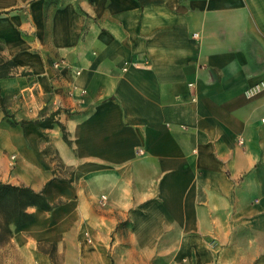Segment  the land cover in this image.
I'll use <instances>...</instances> for the list:
<instances>
[{
	"label": "crops",
	"instance_id": "crops-1",
	"mask_svg": "<svg viewBox=\"0 0 264 264\" xmlns=\"http://www.w3.org/2000/svg\"><path fill=\"white\" fill-rule=\"evenodd\" d=\"M0 52L19 264H264V0H0Z\"/></svg>",
	"mask_w": 264,
	"mask_h": 264
},
{
	"label": "trees",
	"instance_id": "trees-1",
	"mask_svg": "<svg viewBox=\"0 0 264 264\" xmlns=\"http://www.w3.org/2000/svg\"><path fill=\"white\" fill-rule=\"evenodd\" d=\"M16 70L15 64L8 59H4L0 52V77L9 76L11 72ZM0 108L3 109L8 121L11 124H18L13 115H11L4 106V99L0 95ZM64 138L68 141V136L64 132ZM15 197V204L20 209L18 212L23 219L15 222V226L26 224L34 219L33 213L28 211L29 208H38L44 211H51L54 205L46 198L43 191L37 192L31 188L24 186H15L0 182V203L4 202L8 197Z\"/></svg>",
	"mask_w": 264,
	"mask_h": 264
},
{
	"label": "rangeland",
	"instance_id": "rangeland-1",
	"mask_svg": "<svg viewBox=\"0 0 264 264\" xmlns=\"http://www.w3.org/2000/svg\"><path fill=\"white\" fill-rule=\"evenodd\" d=\"M52 165L56 167L62 175H70V169H64L57 159L53 156ZM20 209L15 204V197H8L4 202L0 203V264H19L18 256L15 250L9 246V242L12 235V229H14L15 222L23 219L19 214ZM30 208L28 209V211ZM11 221H15L10 223ZM40 249L49 253L55 251L54 245L44 244L40 245Z\"/></svg>",
	"mask_w": 264,
	"mask_h": 264
},
{
	"label": "built area",
	"instance_id": "built-area-1",
	"mask_svg": "<svg viewBox=\"0 0 264 264\" xmlns=\"http://www.w3.org/2000/svg\"><path fill=\"white\" fill-rule=\"evenodd\" d=\"M54 66H55V68H57V69H61V68H63V67H66L67 65H66V61H65V60H60V61L55 62V63H54ZM124 70H126V68H125ZM192 85H193V84H190V86H192ZM260 86H264L263 83L260 84V85L255 86L254 88H252V89L248 92L249 95H252L254 92L258 91V90L260 89ZM263 123H264V119H263Z\"/></svg>",
	"mask_w": 264,
	"mask_h": 264
}]
</instances>
